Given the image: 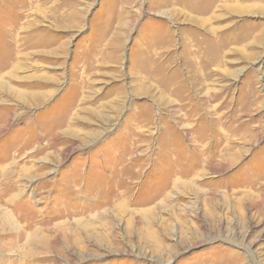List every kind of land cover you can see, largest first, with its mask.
<instances>
[{
    "label": "rangeland",
    "instance_id": "1",
    "mask_svg": "<svg viewBox=\"0 0 264 264\" xmlns=\"http://www.w3.org/2000/svg\"><path fill=\"white\" fill-rule=\"evenodd\" d=\"M212 1L0 0V264H264V0Z\"/></svg>",
    "mask_w": 264,
    "mask_h": 264
},
{
    "label": "bare ground",
    "instance_id": "2",
    "mask_svg": "<svg viewBox=\"0 0 264 264\" xmlns=\"http://www.w3.org/2000/svg\"><path fill=\"white\" fill-rule=\"evenodd\" d=\"M191 2H192V4L194 3V2H196V3H198V2H200V1H206L207 3H209V2H213L212 0H190ZM210 4V3H209ZM193 6V5H192ZM194 7V6H193ZM4 174V173H3ZM9 175V174H8ZM10 191V190H9ZM262 200V199H261ZM9 203H12V201L11 202H9ZM263 206V205H262ZM12 224H13V222H12Z\"/></svg>",
    "mask_w": 264,
    "mask_h": 264
}]
</instances>
